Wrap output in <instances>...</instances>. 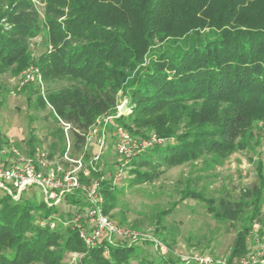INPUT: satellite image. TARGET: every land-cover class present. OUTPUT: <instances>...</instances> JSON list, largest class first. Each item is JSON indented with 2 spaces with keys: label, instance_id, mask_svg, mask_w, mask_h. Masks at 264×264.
<instances>
[{
  "label": "trees",
  "instance_id": "16d2710c",
  "mask_svg": "<svg viewBox=\"0 0 264 264\" xmlns=\"http://www.w3.org/2000/svg\"><path fill=\"white\" fill-rule=\"evenodd\" d=\"M40 1L42 18L35 0H0V71L19 73L34 62L44 82L73 81L38 97L58 120L70 123V155L83 152L85 135L99 116L111 115L107 127L121 126L142 140L152 131L161 142L127 165L135 175L131 184H139L156 179L162 167L229 156L243 147L237 137L254 124L264 134V0ZM42 27L46 49L33 59L31 40ZM119 95L128 113L117 115ZM4 143L0 136V148ZM112 169L103 164L101 171L107 214L117 198ZM99 175L90 170L91 177ZM263 185L260 169L258 182L236 198L207 197L188 184L181 190L182 200L204 203L215 219L235 228L229 264L248 253L253 224L264 225ZM22 194L0 196V264H64L72 252L82 254L78 264H145L125 240L87 248L70 224L65 230L50 226L74 218ZM75 196L67 198L83 204Z\"/></svg>",
  "mask_w": 264,
  "mask_h": 264
},
{
  "label": "rangeland",
  "instance_id": "374dc122",
  "mask_svg": "<svg viewBox=\"0 0 264 264\" xmlns=\"http://www.w3.org/2000/svg\"><path fill=\"white\" fill-rule=\"evenodd\" d=\"M35 1L42 18L43 3ZM46 37L47 30L42 27L40 34L31 40L29 53L33 59L45 51ZM29 66H35L34 62ZM25 70L19 73L11 68L0 71V136L5 141L2 146L14 144L27 151V143L32 140L34 147L44 148L50 156L60 155L62 147L65 146V150L67 147L62 125L48 104H39L38 97H44L48 88L56 90L72 85L73 81L66 78L50 82L33 80L20 87ZM118 99L117 106L124 107L125 99L120 95ZM257 127L258 124H254L245 135L237 137L243 147H238L229 156H203L178 166L162 167L164 171L151 182L131 184L135 175L125 169L123 177L115 184L116 205L108 215L121 226L136 229L144 235L130 242L134 244L138 260L145 264H165V260L168 264H187L176 254L188 256L192 253L226 260L235 228L228 222L215 219L204 203L194 198L182 200L181 190L188 184L207 197L228 194L236 198L243 188L257 183L260 169L264 177V134ZM115 128V124L107 127L102 155L103 164L109 166L120 159L113 149ZM152 133L149 131L148 135ZM68 138L71 154V135ZM89 144L87 158L96 151L95 146ZM148 148L144 146L142 152ZM4 194L0 189V196ZM22 197L39 202L42 200L41 190L37 186L29 187ZM262 198L264 202V187ZM58 209L64 218H83V210L71 198L63 199ZM162 210L167 213L159 216ZM56 226L65 230L61 220H56ZM69 258L68 255L64 264H68Z\"/></svg>",
  "mask_w": 264,
  "mask_h": 264
},
{
  "label": "built area",
  "instance_id": "2783aa9c",
  "mask_svg": "<svg viewBox=\"0 0 264 264\" xmlns=\"http://www.w3.org/2000/svg\"><path fill=\"white\" fill-rule=\"evenodd\" d=\"M33 80L41 82V74L38 67L29 66L23 72L19 85L22 87ZM121 108L122 105L117 106V115L122 113ZM111 117L107 115L95 119L85 135L83 152L76 156L70 155L71 144L68 136L72 127L70 123L62 120L59 121L67 140V147L63 154L52 157L47 150L39 146L33 147L30 152L14 144L0 148V189L14 199L32 186H37L41 190L42 200L48 206H58L69 195L81 196L83 204L77 205L83 210L81 216L83 218L63 223L71 225L87 248L103 241L133 242L144 236L136 229L121 226L103 211L104 197L100 183L106 175L101 173L103 163H100V159L104 151L106 124ZM113 136V149L120 158L114 163L110 173L111 183L115 185L123 177L130 158L142 153L144 146H150L161 140L157 139L153 133L149 135L147 141L142 140L141 137L132 136L121 126H116ZM89 142L91 143L89 145L93 144L96 148L91 158L86 157ZM90 170L99 172L100 175L91 177ZM50 226L55 227L56 221H51ZM247 240L248 253L240 256L234 264H264V225L254 223ZM176 255L185 263L229 264L226 260L201 253H192L188 256ZM81 256L82 254L77 252L70 253L68 264H78Z\"/></svg>",
  "mask_w": 264,
  "mask_h": 264
},
{
  "label": "water",
  "instance_id": "95a60500",
  "mask_svg": "<svg viewBox=\"0 0 264 264\" xmlns=\"http://www.w3.org/2000/svg\"><path fill=\"white\" fill-rule=\"evenodd\" d=\"M125 106L121 108V112H124L125 111Z\"/></svg>",
  "mask_w": 264,
  "mask_h": 264
}]
</instances>
